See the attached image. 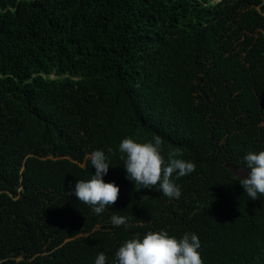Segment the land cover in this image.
Wrapping results in <instances>:
<instances>
[{
	"label": "trees",
	"instance_id": "1",
	"mask_svg": "<svg viewBox=\"0 0 264 264\" xmlns=\"http://www.w3.org/2000/svg\"><path fill=\"white\" fill-rule=\"evenodd\" d=\"M155 135L196 164L179 199L126 178L120 141ZM94 150L120 189L99 215L68 195ZM260 151L264 0H0V264H114L161 230L204 264H264V195L240 184Z\"/></svg>",
	"mask_w": 264,
	"mask_h": 264
},
{
	"label": "clouds",
	"instance_id": "2",
	"mask_svg": "<svg viewBox=\"0 0 264 264\" xmlns=\"http://www.w3.org/2000/svg\"><path fill=\"white\" fill-rule=\"evenodd\" d=\"M163 144V139L158 135L142 143L125 137L119 143V152L122 153L120 158L126 178L135 182L137 190L152 189L159 185L158 190L165 197L179 199L181 189L172 177L174 174L177 179L190 175L196 170V164L179 158L183 155L179 148L169 151L165 162L161 154ZM89 159L95 174L89 180L76 181L74 190L68 195L89 205L93 213L99 215L106 207L115 204L120 189L114 182L106 183L102 178L109 169L103 151H92ZM244 160L247 171L240 184L244 193L256 200L259 195H264V151L249 152ZM110 223L127 227L128 217L112 215ZM200 247L199 237L195 233H185L177 239L165 230L149 231L142 238L126 240L116 251L114 264H204L198 251ZM94 264H106L103 252L98 253Z\"/></svg>",
	"mask_w": 264,
	"mask_h": 264
},
{
	"label": "rangeland",
	"instance_id": "3",
	"mask_svg": "<svg viewBox=\"0 0 264 264\" xmlns=\"http://www.w3.org/2000/svg\"><path fill=\"white\" fill-rule=\"evenodd\" d=\"M232 171L235 174H239V175H243L244 174V170L241 167H231Z\"/></svg>",
	"mask_w": 264,
	"mask_h": 264
}]
</instances>
